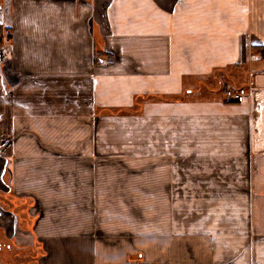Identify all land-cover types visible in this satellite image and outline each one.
<instances>
[{
	"label": "crops",
	"instance_id": "1",
	"mask_svg": "<svg viewBox=\"0 0 264 264\" xmlns=\"http://www.w3.org/2000/svg\"><path fill=\"white\" fill-rule=\"evenodd\" d=\"M0 27L1 238L36 196L35 264H264V0H0Z\"/></svg>",
	"mask_w": 264,
	"mask_h": 264
},
{
	"label": "rangeland",
	"instance_id": "2",
	"mask_svg": "<svg viewBox=\"0 0 264 264\" xmlns=\"http://www.w3.org/2000/svg\"><path fill=\"white\" fill-rule=\"evenodd\" d=\"M4 29L5 28L2 29V39L8 40L11 37V31L9 30L8 33H5ZM108 55H111V54L106 53V54L97 55L96 62L99 63L98 58L106 57ZM102 65H105V64H102ZM241 87H244L248 90L250 89L249 85L225 88L224 90L225 99L229 102H236V103L242 102V101L229 100L226 97L227 90L237 89ZM139 108L141 109V107H139V104H138V106H134L133 108L129 109V112L138 113L141 111ZM3 133H4V136H2L3 138L0 140V144L2 145V147L3 146L5 147V143H7L5 139L9 140L7 126L5 125L1 126L0 128V138ZM42 143H38L41 146L40 149L46 150V151L49 150V148L46 145L44 146ZM7 146L9 145H6V147ZM9 180H11V172H9ZM9 180L7 179V184L10 186ZM4 200L5 199H2L3 208H8V205H9V208L17 212V214L19 215L22 213L24 214L22 215V217L24 216V218H21L19 221L15 220L14 225L17 224L20 230H23L24 232L27 233L28 237L23 236L22 238H16V239L14 238L12 241H6L0 236V264H35L38 259L37 257L40 254H42V249H41V245L37 243L35 240H33V238L31 237V232L29 234V231L32 230V228L33 229L38 228V225H40V223L42 222V219L45 215L44 207L43 205H41L39 198H37L36 196H29L28 198L19 199L20 201H16L18 202L16 206L14 204L10 205L9 201L6 202ZM11 201L13 203L14 200L11 199ZM25 214H27V216ZM0 223L3 226L8 224L11 227V222H9L8 219L4 221L0 220ZM16 232H17V229H16ZM18 240H20L21 243L17 242Z\"/></svg>",
	"mask_w": 264,
	"mask_h": 264
},
{
	"label": "built area",
	"instance_id": "3",
	"mask_svg": "<svg viewBox=\"0 0 264 264\" xmlns=\"http://www.w3.org/2000/svg\"><path fill=\"white\" fill-rule=\"evenodd\" d=\"M5 33H8L10 29L5 28ZM99 63L101 64H109L113 61V57L111 55H108L106 57H100L98 58ZM250 93V89H246L244 87L237 88V89H229L226 92V97L229 100L233 101H244L245 98L248 97V94ZM144 264H150V263H144Z\"/></svg>",
	"mask_w": 264,
	"mask_h": 264
},
{
	"label": "trees",
	"instance_id": "4",
	"mask_svg": "<svg viewBox=\"0 0 264 264\" xmlns=\"http://www.w3.org/2000/svg\"><path fill=\"white\" fill-rule=\"evenodd\" d=\"M1 40H2V28L0 27V43H1Z\"/></svg>",
	"mask_w": 264,
	"mask_h": 264
}]
</instances>
